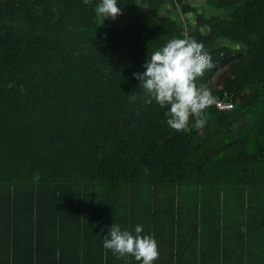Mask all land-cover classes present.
I'll return each mask as SVG.
<instances>
[{
    "label": "trees",
    "instance_id": "obj_1",
    "mask_svg": "<svg viewBox=\"0 0 264 264\" xmlns=\"http://www.w3.org/2000/svg\"><path fill=\"white\" fill-rule=\"evenodd\" d=\"M188 1L102 21L99 0H0V264H140L102 247L114 223L154 264H264V0ZM173 38L203 44L196 83L231 110L176 130L143 98L133 73Z\"/></svg>",
    "mask_w": 264,
    "mask_h": 264
},
{
    "label": "clouds",
    "instance_id": "obj_2",
    "mask_svg": "<svg viewBox=\"0 0 264 264\" xmlns=\"http://www.w3.org/2000/svg\"><path fill=\"white\" fill-rule=\"evenodd\" d=\"M94 12L102 21L107 17L115 19L121 13L119 0H99ZM142 67L144 71L133 73V77L140 82L143 98L166 109V123L173 129L186 128L215 102L212 93L196 83L213 63L203 44L195 39H170L152 51ZM135 93L129 97L130 102L136 100ZM143 233L142 224L129 230L114 223L104 236L102 247L119 257H134L140 264H154L159 258L157 241Z\"/></svg>",
    "mask_w": 264,
    "mask_h": 264
},
{
    "label": "rangeland",
    "instance_id": "obj_3",
    "mask_svg": "<svg viewBox=\"0 0 264 264\" xmlns=\"http://www.w3.org/2000/svg\"><path fill=\"white\" fill-rule=\"evenodd\" d=\"M188 2H190V4H192L193 6H198L200 8L198 10V12H203L205 10V8L203 7L205 0H189ZM139 13L141 15H146L147 14L146 7L140 6L139 7ZM218 13L223 17L229 16V12H226V11H220ZM163 14L172 15L174 18H176V17L181 18L185 22L186 25L190 26V29H191V27H194L196 24V14H194V13L184 14V13H181L180 10L175 12V11H172L171 6L166 7V9H164V11H163ZM111 19H112L111 17H107V18H104L103 20H111ZM117 19H119V14L117 15V17L114 20H117ZM220 76H222L221 72H220Z\"/></svg>",
    "mask_w": 264,
    "mask_h": 264
},
{
    "label": "built area",
    "instance_id": "obj_4",
    "mask_svg": "<svg viewBox=\"0 0 264 264\" xmlns=\"http://www.w3.org/2000/svg\"><path fill=\"white\" fill-rule=\"evenodd\" d=\"M213 104L216 105V107L219 110H231L233 108V104L230 102H225V101H215Z\"/></svg>",
    "mask_w": 264,
    "mask_h": 264
}]
</instances>
